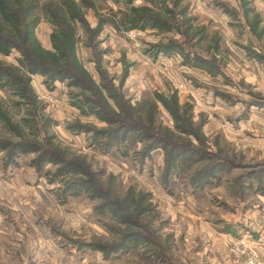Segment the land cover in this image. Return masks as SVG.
I'll list each match as a JSON object with an SVG mask.
<instances>
[{
    "label": "rangeland",
    "instance_id": "1",
    "mask_svg": "<svg viewBox=\"0 0 264 264\" xmlns=\"http://www.w3.org/2000/svg\"><path fill=\"white\" fill-rule=\"evenodd\" d=\"M0 264H264V0H0Z\"/></svg>",
    "mask_w": 264,
    "mask_h": 264
}]
</instances>
